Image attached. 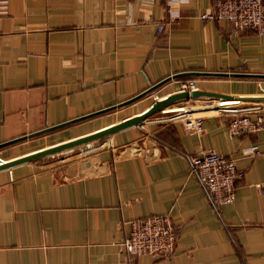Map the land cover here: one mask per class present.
Wrapping results in <instances>:
<instances>
[{
	"label": "crops",
	"instance_id": "0c3cea01",
	"mask_svg": "<svg viewBox=\"0 0 264 264\" xmlns=\"http://www.w3.org/2000/svg\"><path fill=\"white\" fill-rule=\"evenodd\" d=\"M214 2L183 0L166 21V0H6L0 142L117 104L185 71L195 72L166 81L160 94L187 78L198 88L264 94V76L196 73H264V34L200 18ZM149 93L0 152L29 146L11 158L95 130L114 122H102L105 115ZM228 118L205 114L200 134L176 120L130 126L97 149L1 169L0 264H264V190L254 185L264 183V152H243L264 142V129L229 135ZM206 149L233 156L243 171L229 203L215 206L191 169L190 156ZM162 212L175 226L173 251L129 256L122 244L128 220Z\"/></svg>",
	"mask_w": 264,
	"mask_h": 264
},
{
	"label": "built area",
	"instance_id": "2783aa9c",
	"mask_svg": "<svg viewBox=\"0 0 264 264\" xmlns=\"http://www.w3.org/2000/svg\"><path fill=\"white\" fill-rule=\"evenodd\" d=\"M183 0H166V21H173L178 16L175 4ZM7 13L6 0H0V15ZM204 20H226L233 26V32L253 30L264 34V0H215L210 10L199 14ZM163 29L159 23L157 31ZM172 79V78H171ZM194 79H179L174 90H192L198 88ZM173 90V91H174ZM158 96L153 92V98ZM160 97V96H158ZM194 100H202L203 104H194ZM231 100L219 98H188L176 103L177 107L188 111L172 121H179L183 129L200 134L203 131L202 111L210 110L229 115L227 132L233 135L240 131L256 132L264 129V107L246 110L212 108L210 106ZM248 155L264 152V142L253 143L243 148ZM190 166L198 175L201 185L207 191L209 199L215 206L229 203L234 199V181L243 174L237 167L233 156L222 154L214 149H206L190 156ZM264 190V183L254 184ZM176 243V230L168 212L150 214L128 220V230L123 239V246L129 256L138 254L168 255Z\"/></svg>",
	"mask_w": 264,
	"mask_h": 264
},
{
	"label": "water",
	"instance_id": "95a60500",
	"mask_svg": "<svg viewBox=\"0 0 264 264\" xmlns=\"http://www.w3.org/2000/svg\"><path fill=\"white\" fill-rule=\"evenodd\" d=\"M189 72H195V71H185V72L173 74V76H167L151 84L149 87L145 88L141 92L127 98L126 100L118 102L117 104L106 106L104 108L89 112L77 118L67 120L60 124H55L52 126L45 127L42 130H37L35 132H30L28 134H24L16 138H12L0 142V147L12 143L14 141L23 139L27 136H31L39 132L49 130L58 127L60 125L70 123L72 121H76L78 119H82L97 113L107 111L115 107H119L126 103L132 102L140 98L141 96L151 91H154L155 88L162 85L171 78H175L179 75H183ZM196 73L215 74V75L239 74V75H251V76H264V73H234V72H223V71H209V72L196 71ZM188 98H219V99H226L233 101V102H222L216 105H212L210 106L212 108L246 110L251 108L264 107V94L232 95L225 92H219L205 88H195L189 91L174 90L160 97L155 96L153 98V101L140 112L127 115L117 121L111 122L95 130L33 149L11 158L1 159L0 157V170L7 169L12 167L13 165L21 164V163H31V164H40V165L47 164L53 161L64 159L76 153H84L91 151L93 149H97L101 147L103 143L107 141L113 133L122 130L124 128L130 126L141 127L142 124L153 123L156 121L158 122L172 121L178 118L179 116H181L182 114H184L185 112H187L188 110L186 108L177 107L174 110L172 109L166 111L164 110V108L166 106L184 101Z\"/></svg>",
	"mask_w": 264,
	"mask_h": 264
},
{
	"label": "rangeland",
	"instance_id": "374dc122",
	"mask_svg": "<svg viewBox=\"0 0 264 264\" xmlns=\"http://www.w3.org/2000/svg\"><path fill=\"white\" fill-rule=\"evenodd\" d=\"M193 83L195 85H197L195 80L193 81ZM158 87L155 88L154 91H151L150 92L151 94L149 93V95L146 96V99L144 101L138 102L137 104H134V105L132 104L131 106H127L126 108H123L122 110L119 108L117 110L111 111V113L105 115L106 117L104 116V118L101 119V121L102 122H104V121H108L109 122V121L118 120L121 117L129 114V112L136 111L138 109H141L143 106L150 104L153 101V92H155V94L158 95V96H162V94H160L162 91L161 90L159 91V89H161L160 88L161 86L159 88ZM193 103L194 104H203L204 101H202V100H194ZM48 141H49V139H46V140H44L42 142H48ZM30 146H33V145L31 144ZM27 148H29V146L17 145V147H10L9 149H7L4 152H0V156L6 158V157H8L10 155H14V154H17L19 152H23ZM77 154H81V153H76V154H73V155H70V156H74V155H77ZM70 156H68V157H70ZM80 156L85 157V156H87V154L80 155Z\"/></svg>",
	"mask_w": 264,
	"mask_h": 264
},
{
	"label": "bare ground",
	"instance_id": "6f19581e",
	"mask_svg": "<svg viewBox=\"0 0 264 264\" xmlns=\"http://www.w3.org/2000/svg\"><path fill=\"white\" fill-rule=\"evenodd\" d=\"M227 102H233L232 100L231 101H227ZM172 107H176L177 108V105L176 104H173V105H170ZM175 109V108H174ZM213 111H210V110H205V111H202L201 114H207V113H211Z\"/></svg>",
	"mask_w": 264,
	"mask_h": 264
},
{
	"label": "trees",
	"instance_id": "16d2710c",
	"mask_svg": "<svg viewBox=\"0 0 264 264\" xmlns=\"http://www.w3.org/2000/svg\"><path fill=\"white\" fill-rule=\"evenodd\" d=\"M246 30H248V29H246Z\"/></svg>",
	"mask_w": 264,
	"mask_h": 264
}]
</instances>
